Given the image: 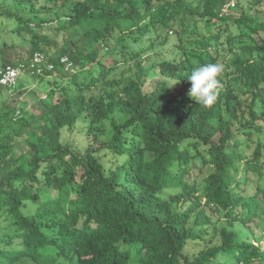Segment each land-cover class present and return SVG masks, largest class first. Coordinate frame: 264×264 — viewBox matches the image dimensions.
Here are the masks:
<instances>
[{"label": "trees", "instance_id": "16d2710c", "mask_svg": "<svg viewBox=\"0 0 264 264\" xmlns=\"http://www.w3.org/2000/svg\"><path fill=\"white\" fill-rule=\"evenodd\" d=\"M227 1L0 0V68L23 41L62 80L0 89V264H264V0Z\"/></svg>", "mask_w": 264, "mask_h": 264}, {"label": "rangeland", "instance_id": "374dc122", "mask_svg": "<svg viewBox=\"0 0 264 264\" xmlns=\"http://www.w3.org/2000/svg\"><path fill=\"white\" fill-rule=\"evenodd\" d=\"M246 2V1H245ZM15 42H18L15 49H5L2 53V61L5 64L9 62H16L20 60H25L28 58V44L26 42H19L17 40H14ZM105 53V51L103 52ZM102 62L106 64H110V60L107 56L102 55L101 57ZM68 72H71V67H68ZM160 80V76H156L152 83L155 84ZM18 81L20 84H22L23 88L21 90H18L14 94V99H10V103L12 104H18V106H25L27 105L29 110L36 111L40 107V101L42 99H45L47 103H49L52 99L60 97L61 93L59 90V83H62V80H60L58 77L56 78L57 84H53L54 89L56 90V93L54 95H48L47 91L50 89V85L47 84V81L45 79L38 80L33 78V76L30 75H23L21 76ZM81 121H78L76 124L75 131H78L80 129ZM69 133L62 131V138H68ZM68 141L70 143H77V144H83L84 138L82 135L77 134V132L70 134V137L68 138ZM14 150L17 154L23 153L26 151L25 144L23 142V139H17L14 144ZM264 184V183H263ZM264 208V205L262 206ZM264 246V245H263Z\"/></svg>", "mask_w": 264, "mask_h": 264}, {"label": "built area", "instance_id": "2783aa9c", "mask_svg": "<svg viewBox=\"0 0 264 264\" xmlns=\"http://www.w3.org/2000/svg\"><path fill=\"white\" fill-rule=\"evenodd\" d=\"M239 0H228L220 9V17H228L230 10ZM246 1V0H242ZM59 65L70 67V61L66 56L58 59ZM56 63L50 61L48 56L40 52L33 53L30 57L14 64H6L0 68V89H10L17 85L18 79L23 75L41 76L44 71H53Z\"/></svg>", "mask_w": 264, "mask_h": 264}, {"label": "clouds", "instance_id": "9594fccd", "mask_svg": "<svg viewBox=\"0 0 264 264\" xmlns=\"http://www.w3.org/2000/svg\"><path fill=\"white\" fill-rule=\"evenodd\" d=\"M222 72L220 63H206L193 69L187 77L191 84L190 97L205 107L214 105L218 95L216 89L222 87L219 79Z\"/></svg>", "mask_w": 264, "mask_h": 264}]
</instances>
